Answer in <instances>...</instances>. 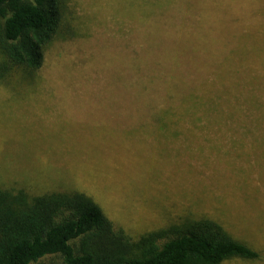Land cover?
<instances>
[{
  "label": "rangeland",
  "instance_id": "374dc122",
  "mask_svg": "<svg viewBox=\"0 0 264 264\" xmlns=\"http://www.w3.org/2000/svg\"><path fill=\"white\" fill-rule=\"evenodd\" d=\"M155 3L71 0L79 36L48 49L37 88L0 84V187L83 192L133 239L220 218L262 255L223 264H264V0L170 1L189 51L161 67ZM160 72L185 78L195 110L176 131H127L166 97Z\"/></svg>",
  "mask_w": 264,
  "mask_h": 264
},
{
  "label": "trees",
  "instance_id": "16d2710c",
  "mask_svg": "<svg viewBox=\"0 0 264 264\" xmlns=\"http://www.w3.org/2000/svg\"><path fill=\"white\" fill-rule=\"evenodd\" d=\"M164 1L167 8L156 0L158 11L143 10L153 17L147 31L167 40L159 43L168 49L160 55L159 67L163 60L175 62L189 51L184 28L169 15L172 0ZM74 19L71 0H0V84L20 98L34 91L48 49L56 41L79 36ZM165 74L155 79L166 86V97L127 131H176L195 110L185 78ZM121 79L132 85L126 77ZM145 105L149 107L147 101ZM215 122L213 130L245 131L241 124L231 129L223 119ZM190 216L133 239L116 229L102 207L83 192L33 194L25 187H0V264H223L237 258L262 259L256 249L234 237L230 223Z\"/></svg>",
  "mask_w": 264,
  "mask_h": 264
}]
</instances>
